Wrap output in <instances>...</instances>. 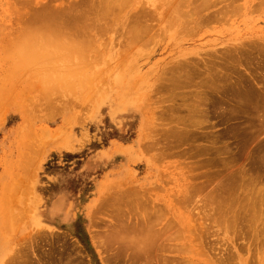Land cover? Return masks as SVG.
<instances>
[{
  "label": "rangeland",
  "instance_id": "1",
  "mask_svg": "<svg viewBox=\"0 0 264 264\" xmlns=\"http://www.w3.org/2000/svg\"><path fill=\"white\" fill-rule=\"evenodd\" d=\"M12 1L13 0H0V87L2 88L4 87L3 85L6 84V87L11 88L5 96V93H3L5 91L0 88L4 96H0V186H2V190H0L3 192L6 190L5 186L9 187L6 192H4L6 196L0 197V210L3 208L1 211H5L4 214H6V212L11 213V210H13L15 213L12 212V214L15 215L19 212H17V209L19 208L22 211L21 213H23V219H25L23 222L18 223L19 221L17 220V222L15 220V216H13V221L9 222V226H5H8L9 228L5 229L1 224L3 220V213H0V225L3 227V229L0 228V264L10 263L11 259L13 260V257H16L15 259L17 263L13 260L10 264H20V256L22 255L25 256L28 264L31 260L33 264H117L118 262L114 260L113 256L116 253V250H113L114 248L112 251H110V249L106 250L105 247L98 248L95 243V238L99 239V234H103V232L109 229H107V225L110 223V218H107L109 215L108 211L103 209L94 211V206L100 203L99 200H101V202L104 200L102 199V197L105 198L104 195L108 197L109 195H112L113 199V197H115L114 195H118V193L121 192L119 189L132 191V189L136 187V189H140L141 192H144L145 189L142 190V188L149 186L152 187L153 191L149 192L147 190L148 192H145L148 193L147 195L152 193L153 195L155 194V196L152 197L153 195L151 194L152 196L150 195L146 197H150L148 199H150L151 202L160 200L158 202L163 206L166 203L164 207L165 210H167L166 213H171L169 214L170 216L168 214H162V218L163 216L166 217L163 219L160 218V213H163L164 211V209L161 211L162 208L160 206L161 209H158L160 210L158 212L159 215L156 213L158 216L157 219L160 218L157 220L158 222L155 226L158 229L161 226H165H163V224H165L164 221L167 225L171 224L169 223L170 221H167L172 216V220L178 221L175 218V214H178V212H176L177 208H173L178 207L179 205L175 202H178V200L181 199L178 195H184L185 193L192 194L195 191H193V188H197V185L198 188L203 187L204 192L207 185H209L210 189L215 185L217 186L218 182L221 183L222 181L217 179V183L215 182L214 184L213 182L214 185H210L208 182L213 180L209 177L214 176L216 171L222 170L221 168H223V166L221 164L206 165L204 161H207L208 159L205 160L207 158L205 156L184 159L185 157H180L175 153L181 149L182 150L179 152L187 151L189 154L198 152L194 146L200 145L201 142H203L200 140L194 142L191 141L179 148H174L172 152L175 155L169 156L159 162H154L155 164L153 163V160L149 158V156L151 157L152 154H155L156 152L152 149L155 151L153 153L150 148H147V145L151 142V138L159 139L157 136L162 138V134L167 129V125H174L170 124L169 121V124L166 123L167 118L162 115L164 109L166 107L173 106V104L174 106H183L184 101H182V98L187 96L191 97L192 93L196 90L195 87L189 86L188 88H185V93H180L181 95L178 93L177 98H174L172 101H168L167 98H169V94H171V88L166 89L163 83L166 82V77L171 75L169 72L171 69L170 66L177 63L174 61H182L185 58H193L195 60V58L202 57L199 59L203 60L204 57L205 60L207 56L212 55L210 54L211 52L214 51L215 55H218L219 52L222 54V50L220 49L223 48L225 50L227 46H229L230 49V46L231 48L233 45L236 47L239 43L240 45L236 48H241V43L256 46L262 44L263 47L264 3L260 2L262 6H259L260 4L258 3V0H252V3H250V0L249 2L244 0L241 2L242 4L237 5L240 8L231 11L229 14L227 13L228 16L225 15L226 18H221V20H217L219 19L217 18L214 21L211 19L209 20L211 22L208 21V23H205L204 25L202 24V26L199 25V27L196 28L190 26L193 27L190 31L187 28L186 32L179 31L181 33H177L175 31L166 32L165 29H161L159 27L158 20H155L148 23L151 27H154L155 30L150 38L146 37L145 39L137 41L130 40V36H132L131 30L135 27V25L130 23L128 26H125L127 21L123 20V22L118 19V24L121 21L123 23L121 22L120 25H115L108 29L101 39H99V41L101 40L99 43L101 44L103 50V53L99 55L100 60L94 57L95 54H92L93 56L90 55L91 59L93 58V60L96 59L101 62L97 65V69L93 68V70L88 69L82 72L90 66V63L88 64V62H90L91 59L88 61L87 55V58L85 56L82 59L83 61H81V65L82 63H85L84 66L79 64L81 68L84 67L82 68L83 70L81 71V69H79L81 72L77 70L79 72L78 73L74 69V72L77 73L75 74V79L76 75L78 77L81 73L79 76L81 80L79 81V78L77 79L79 82H82L83 77H86L84 78V82H82L83 86L81 85V87L79 86L78 81L76 85L73 83L74 75L73 77L70 76L71 79L69 77L70 72L73 71L70 70V72H68L70 64H68L67 68V64L65 62H70V57L71 59L75 58H72V56L68 58L69 60L65 59L63 63L65 64L66 69H68L67 73L69 74L65 72L66 76L68 75L67 79L62 76V72L65 71L64 65L62 64L63 67H61V64H56L55 62L58 57L54 59V61H50L47 58L45 60L37 59V63L35 60V62L33 61L34 64H38L39 61L41 63L40 65L46 62L51 69H55V72L51 69L50 70L52 73L54 72L55 75L57 73L58 76H56L60 80V82L57 80L58 84H56V80V82L53 81V83H51V79L44 78L46 80H41L42 77L47 76L41 73L40 70L43 69L38 68L35 70V68H37L36 64H32L33 67H29L30 70L27 66H25L28 74H30L32 70L31 68L34 69L32 71H35L36 74L32 72L33 75H29V81H24V85H22L23 80L21 82L19 81L22 83L20 84L21 86L18 81L17 84L16 82L14 83V81H16L15 77L17 73L13 76L14 78L9 75L12 80H9V78L8 80L11 82L2 80V78L7 79L5 76L8 71L9 74L10 71L11 74L19 71L18 74L20 75L16 78H19L20 80L23 78V75L28 76L26 72L23 73V71L26 70L23 65L16 69L12 68L11 64L14 60H17V57L23 56L20 53H23L25 56H29L34 47L42 46V43L37 42L35 39L29 40V34L23 36L20 34L22 31L19 32V29L23 26V21L19 19L18 14L25 11L27 8L29 9L26 12H29L31 7H29V5L26 7L24 2L22 4L26 7V9L17 4L16 10L14 7L15 4L11 3ZM41 1L45 2V0ZM240 1L241 0H239L238 3ZM65 2L67 5L69 0L64 1L63 3ZM253 4L256 7H253ZM40 5L42 6V4H32V8L41 7ZM245 5H247V8H244ZM53 6L59 8L60 2H54ZM251 6L253 9H250ZM15 11H19V13ZM133 13L134 11L132 10L129 15ZM16 15L18 16L16 17ZM20 15L22 16L23 14L21 13ZM252 42L253 44H248ZM217 49L219 50L218 54H216L218 51ZM220 54L219 58L216 56L217 59H215V55L213 54L211 56L213 59H210V57L209 60L207 58V61L212 62L210 60H213V62H215L218 59L221 60L222 55L220 58ZM97 56L98 54L96 57ZM247 56L249 57L248 60V57H243V60L246 59V63L247 61L249 62V60L254 62L255 59L257 63V61L259 62L262 58H264L260 57V59L256 56ZM84 58L87 59L86 62ZM252 58L255 59L253 60ZM96 60L92 61V63L95 64H92V67L96 66V62H98ZM42 61L44 62L42 63ZM72 61L71 64H74ZM74 61H76V58ZM216 62L217 64H220V61L219 63L218 61ZM6 64H8V68L5 66ZM74 65H71L70 69H72V67L76 68V66L80 67L79 65ZM6 68L13 69V71H7ZM22 69L24 70L22 71ZM94 69L98 70L96 74H94L96 72ZM50 70L45 69V73ZM21 71L22 73H20ZM37 71H40V73ZM86 71L88 72L87 74L85 73ZM259 72L260 70H258V73ZM52 73L49 72L47 75L49 76ZM83 74L86 76L81 77ZM260 76V74L257 75L259 79ZM50 77L52 78L53 76L51 75L48 78ZM57 77H55V79H58ZM27 78L25 80H28ZM39 79L42 82L39 81ZM68 79L73 81L70 82ZM1 80L5 83L3 84ZM47 82H49L48 86L51 85L52 87L50 86L47 88ZM1 83L3 85H1ZM25 83L27 84L25 85ZM27 86L30 89L28 88L24 91ZM6 87H4V89ZM258 88H260V86ZM44 89H49V93L51 91L50 94H46L45 92L49 98L48 96H44V92H41L47 91ZM182 90L184 89L179 91ZM53 91L55 93H53ZM192 100L193 99H189L188 102ZM176 114L177 113L174 112L173 116ZM151 115H154V117ZM219 116L213 117L212 119V123L216 124L218 122V125L212 129V132L215 135L225 132L227 129L234 126V124L238 123V120H230L222 124V122L219 121ZM44 132L51 133L54 135V138H50L52 140L46 138L47 133L45 134ZM141 133H145L148 137L145 136V139H140L143 138L142 135H144H141ZM224 143L234 152L238 151V146H236L238 144V139H235L231 134L226 135ZM144 145L145 148L143 147ZM219 146H222L221 148H223L222 144L217 145V147ZM225 157L227 156L225 155ZM146 161L150 163H147ZM196 163L204 164L193 169L194 171L190 173L188 171L189 169L184 167L187 164L192 165ZM241 166H244L245 169L250 168V159L246 157L239 158L233 170ZM8 170L9 172L10 170L12 171L9 173L7 172ZM187 176H191L193 179L189 178L186 180ZM195 178L198 179L196 180ZM245 182L247 185L242 182V184L244 183L245 185H242L243 190L242 186L241 188H237L240 186L236 187L238 190L240 189L242 191H236L237 189L234 190L233 188L231 192L234 193L235 196H232V193H228L229 195L226 196V199L230 201L234 197L244 199L249 196L257 197L259 195L257 191L260 190V187L262 193L264 192V189H262L264 186H257L258 188L256 187V189L259 190L256 191L252 186L251 189L247 181ZM198 183H201L200 186ZM224 183H227L228 186V181ZM188 185L189 187L191 185L192 187L193 185L196 187L188 188ZM184 189H187L183 191L184 194H182V192L179 193ZM245 189L248 191L246 192ZM118 190L120 192H117ZM250 190H252V192L254 190L253 193H257V196L252 195V192V194L249 193ZM137 191H134V193ZM146 193L141 194L144 195ZM236 193H238V196ZM122 194L123 193L119 195ZM261 194L259 195L260 198L263 196ZM198 197L199 196H192L193 199ZM199 198L200 199H196L197 202L195 206L191 208L190 213L193 215L192 222H195V224H191L194 225L199 232H201L200 228H202V226L201 223L199 224L198 222L202 220L198 219L196 224L198 215H200V217H204V213H198L200 211V207L202 206L201 199L203 196H200ZM217 199L218 201L220 200L219 197H217ZM17 202H19V204H16ZM158 202L156 203L158 204ZM174 202L175 204L171 206L170 203ZM5 204L7 205L3 206ZM157 204L155 207L157 206L159 208ZM11 205L16 208L11 207ZM4 209L8 210L6 211ZM208 209L211 210L212 208ZM155 210L158 211L157 208H155ZM209 210H207V212ZM9 213L6 214L8 215L7 217H3L7 221L11 220H8V217L10 216ZM18 215L19 214H17L16 217ZM22 216L20 217V220H22ZM93 218L97 221L95 225L92 223V221H94ZM160 220H162V222H160ZM182 221L183 220H181L179 229L178 225L175 226L178 230L185 229L184 227L188 224L186 221L185 223ZM159 222L162 225H159ZM203 222L204 221H202V223ZM208 222L209 221H206L207 224ZM260 222L259 225L261 224V226H263V223ZM10 223H13V225ZM157 224L159 226H157ZM209 224L207 229L211 233L209 230ZM16 225L18 227H16ZM259 225L257 224L256 226L257 230L255 235L252 233V236H254L252 239L254 240H250L252 237L251 234H249L250 238L246 236L250 233L248 232L246 234L247 227L241 230V232L246 234H244L245 237H248L249 243H247L248 241L242 235L243 233L240 234L239 231H237V233L242 235V239H240L241 237L239 234H236L235 237H237V239L235 240V237L231 236L233 230L230 231L229 235L226 233V236H228L229 239L228 237L225 238V231L222 229L223 238L226 239L231 246L228 243L225 245L226 240L224 239H222V241L224 240L223 242H219L217 240L219 237H222V231L215 229L220 231L219 235V233H216L218 231L215 232V230H213V227H215L213 226L212 230L218 235V237L211 234L212 236L214 235L212 237L209 234L211 236L210 237L208 235L209 239L207 237L209 240V243H207L209 245L205 242L206 240L204 238L203 239L205 241L202 239V245H204L205 242L204 250L206 247L208 249L211 248V251L213 250L212 252L210 250H205V252L209 254V263L211 262L212 257H217L212 258V262L214 264L222 263V261L224 262L226 258L227 260L222 264H264V238L262 240L261 237H264V228L260 231L259 229L262 227ZM11 226H14L12 227L13 229L10 228ZM187 227L189 228L188 225ZM175 229L176 228H173L174 231H170L171 233L169 232L171 236L173 235V238L174 234L178 233V230H176V233H173L175 232ZM203 229H201V234L205 233L203 232ZM4 231L7 235L4 234ZM186 231H188V229ZM94 233H96L95 238L93 237ZM185 233L186 232L184 230L182 235ZM189 234L193 233H187V235ZM256 234L258 236H256ZM185 235L182 236V238H186L187 235ZM7 236L12 237L8 238ZM39 236L40 238L43 236V238H41L42 242L39 239ZM189 236L187 238L190 239L191 237ZM6 237L8 238L7 240ZM259 237H261V239L258 241ZM182 238H180L179 241H174L176 240L174 238L173 241H170V244H176L178 247L177 249H181L183 252L180 251L182 253H176V251H173L174 253H166L165 255L168 258L169 256L170 258L172 257V260L173 257L174 259L175 257L176 259L178 257V259L181 258L184 261L190 260L193 264L206 263L203 260L205 258L202 259V256L197 255V252L195 251L197 249V246H195L196 242L194 241V243L191 244V241L189 242L187 238H184L185 240ZM210 239L212 241L215 239L218 242L214 241L216 245L210 247L212 245L210 244ZM230 239H234L233 242ZM33 240H37L34 242V245H32L33 242H31ZM256 240L257 243L255 242ZM162 242H164L163 239L161 243ZM253 242L256 243V246H254ZM197 244L199 245V241ZM206 244L210 248L206 246ZM229 248H232L230 249V252H233L232 255L230 254L231 257L227 255L230 253L228 252ZM186 251L190 253L193 251L192 255L194 256H190V253H187ZM255 251L259 252L256 253ZM29 253H33V256L31 255L33 259L31 260L29 258ZM226 255L228 257H226ZM200 257L201 260L197 259ZM221 258H224V260L222 259L221 261ZM218 259H220L221 262L215 263ZM81 261H84V263ZM123 264H125V261H123Z\"/></svg>",
  "mask_w": 264,
  "mask_h": 264
},
{
  "label": "bare ground",
  "instance_id": "2",
  "mask_svg": "<svg viewBox=\"0 0 264 264\" xmlns=\"http://www.w3.org/2000/svg\"><path fill=\"white\" fill-rule=\"evenodd\" d=\"M21 1H23V2H21ZM57 1L60 2L59 8H56L53 6L54 2H57ZM64 1H67V0H45V2H42L41 0H13L11 2L12 4H15L14 7L16 10H17V8H16L17 4L20 6H23L22 3H24V2H25L24 5L26 7H28V5H29V7H31L30 8L31 10H29V12H26V11H28L29 8L26 9V7L23 6L26 10L22 11V12H21L22 9L20 10V12L23 14L22 16L20 15L21 13H19V11L18 12L15 11V12L19 13L18 14L19 16L16 15V17L18 16L19 19L23 21V26L19 29V32L22 31L20 34H22L23 36H26L29 34L30 35L29 40L35 39V40H37V42L42 43V46L34 47L31 50V53L29 56H25L23 53H20L23 56L17 57L16 58L17 60H14L12 62V64H11L12 68L17 69L19 66L21 67V65H23V67L27 66L28 69L30 70L29 67H33V65H35L37 63V61H36L37 59H44L45 60L47 58L50 61L51 60L54 61V59H56L57 57L58 58L55 61L56 64L62 65L64 63L65 59H68L70 56H72V58H74V57L76 58V61H74L75 58L71 59V57H70L69 59L71 61L73 60L72 63H74L75 65L71 64V61L70 62L68 61L69 59L66 60V61H68V62H65L67 64L66 65L67 68H68V64H70L69 68H68L69 71H68V69H66L65 64H63L65 71L62 72L63 73L62 76H64V78L66 77L65 79H67V77H68V75L66 76L67 71L68 72H70V70L73 71V72H70L71 75L69 73H67V74H69V77L70 76L73 77V75H74V82L73 83L76 85L77 81L81 80V78L79 77L81 75V73L79 74L78 77L76 75V79H75V74H77V73L74 71L78 70L79 72H81L83 70L82 68H84V67L81 68V66H84V64H85V63L84 64L82 63V65H81V61H83L82 60L83 57H85L87 55L88 58H87V56H86V58L89 61L91 59V56H93L92 54H95L94 57L96 59L100 60L99 55L103 53V50H102L101 44L99 43L101 40L99 41V39H101V37L106 33V31L108 29L112 28L115 25L116 26L120 25V23L123 20L127 21V23H125V26H128L130 23H133L135 25V27L131 30L132 36H130V40L131 41H134V40L137 41L140 39H145L146 37L150 38V36L154 33V31H155L154 27H151L148 24L149 22L158 20L159 27L161 29H165L166 32H168V31H175L177 33H181L183 31L186 32L187 29L190 31L193 29V27L196 28V27H199V25L202 26V24L204 25L205 23H208V21L211 19L214 21L217 18H219L217 20H221V18H223V19L226 18L225 15H227V13L229 14L231 11L237 10V8L239 9L240 7L237 5L242 4L241 2L244 0H241L239 3H238L239 0H146V1L145 0H69L67 5H66V2L63 3ZM247 1L249 2V0H247ZM251 1L252 0H250V3H252ZM254 1H256V0H254ZM260 2L264 3V1L258 0L259 4H260ZM258 3H257V5H258ZM32 4H42V6L40 5L41 7L32 8ZM243 4H244V2H243ZM240 6H242V5H240ZM259 6H262V4H260ZM245 7L247 8V5H245L244 8ZM253 7H256V6H254V4H253ZM253 7L251 6L250 9H253ZM250 9H249V11H250ZM132 10L134 11V13L129 15ZM122 15H124V16H122ZM118 19L122 20L119 24L117 23ZM209 22H211V21H209ZM190 26H193V27H190ZM179 31H181V32H179ZM254 43H256V42H254ZM244 44L245 43H243V44L241 43V48L240 47L236 48L237 46L240 45V43L237 44L236 47L233 45L234 47L232 46V48H231V46H230V49H229V46H227V48L225 50L222 48V49H220V50H222L221 51L222 54H220L219 50L217 49L218 51L216 52V54H218V52H219L220 58L222 55L221 60L220 59L216 60V61H218V63L220 61V64H217V62L215 61V59L219 58V54L215 55L214 51L211 53L209 52V53L212 55L213 54L215 55L214 61L216 63L213 62V60H210L212 62L207 61V58L209 60V58L212 56V55L210 56L209 54H207L209 56H207V58L205 59L206 61L204 60V57H203V60L199 59L202 57H199V58H195V60L193 58H192L193 60L191 58H189V59L185 58L183 60L181 59L182 61H180V60L174 61L177 63L172 62L175 65L172 64L170 66L171 69L169 68L170 71L168 70L171 75L167 76L165 79L166 82L163 83L164 87L166 89L171 88L170 89L171 94H169V98H167L168 101H172L174 98H177L178 93L179 94L185 93L184 92L185 88H188L189 86L195 87L196 90L194 91V93H192L191 97L187 96V97L182 98V101H184L183 106H181V105L174 106V104H173V106L166 107L164 109V111L162 112V115L165 118H167L166 123L169 124V122H170V124H174V125H167V129L166 130L164 129L165 132H163L162 138L160 136H157V135H155V136L159 137V139L157 137H155L157 139L151 138V142L149 145H147L148 146L147 148H150L151 150L153 149L156 152L152 150L153 153L155 152V154H152V156L151 157L149 156V158L153 160V163L159 162L165 158H168L169 156L175 155L172 152V150L174 148H179L182 145L187 144L191 141L194 142V141L200 140V141H203V142H201V144H203V145L200 144V145L194 146L198 152H193L190 154L187 151L186 152H183V151L179 152L182 150L181 149L175 153L180 157H185L184 159L195 158L198 156H205V157H207L205 160L208 159L207 161H204L206 165L221 164L223 166V168H221L222 170L216 171L214 176L209 177L215 181L210 180L208 182L211 185V184H213V182H214V184H215V182L217 183V179L222 180V181H221V183L218 182L217 186L216 185L214 186L215 188L211 187L209 189V185H207V187L204 191L205 194L203 192V187L198 188L197 184H195V185H197V188H193V187H196L194 185H193V187H192V185L190 187L188 185V188L192 187L193 191L195 190L192 194L191 193L190 194L189 193H185V194L183 193V191L187 190L188 188L181 190V191L179 190L180 191L179 193L182 192V194H184V195H181V194H180L181 196L178 195V197L179 198L181 197V199H179V200L176 199V200H178V202L177 201H175V202H176V204L178 203L179 205H178V207H173L175 209L177 208L176 212H178V214H175L176 215L175 216L174 213L171 211L178 221L172 220V218H173V216H172L167 221V222L170 221L169 223H171V224L167 225V223L164 221L165 224H163V226L164 225L165 226L164 227L161 226L158 229L155 227L156 223L158 222L157 220L162 218L161 217L162 214L165 215L168 213H166L167 210H165V208H164L166 203L163 206L162 204L161 205L159 204L158 201H160V200L156 201V202H158V204H157L156 202H151V200L148 199L150 197H146V196H150L152 193L147 195L148 193H146L145 191H147V190L149 192L153 191L152 187H150V186L146 187L147 189L142 188V190L145 189L144 192H141L140 189H139L140 190L139 191L138 189H136V187L133 188L132 191H129L126 189L127 192H126V190L119 189L121 192L118 190L117 192H120V193H118V195H114L115 197H113V199H112V195H109V197L104 195L105 198L102 197V199H104V200L102 202H101V200H99L100 203L98 205L96 204L94 206V211H98L100 209L108 211L109 215L107 218H110V221H109L110 223L107 225V229L108 228L109 229L106 230L105 232H103V234H101V233L99 234L100 240L98 238H95L96 233H94L93 237L96 240L95 243H96V246H98V248H104L105 247L106 250L110 249V251H112L113 248H114L113 250H116L115 251L116 253L115 254L113 253L114 255L113 254L112 255L114 256V260L117 261L118 263L123 264V261H125V264L126 263H128V264H193V262L190 260L184 261L181 258H179L182 260L181 261L177 257V259L179 261H181V262H179L176 259V257H175L176 260L174 259V257L172 260V257L170 258V256H169V258H168L165 255L166 253H172L173 251L174 252L176 251V253H182L183 250H181V249L178 250L177 249L178 247L176 246V244L172 245L173 243L170 244V241H173L174 238L176 239L174 241H179L180 238H182V236H184L185 234L187 235V233H193V234H189L191 236L185 235L186 238L188 236L191 237L190 239L187 238L189 240V242L191 241V244L194 243V241L196 242L195 246H197L196 247L197 249L195 251L197 252V255L202 256V259L205 258L203 260L206 263H203V264H212L213 263L212 258H217V257H212L211 258L212 263L211 262L209 263V261H210L209 254L206 253L205 250L211 251L210 247H212L213 245H216V243L214 241L218 240L219 242L220 241L223 242L224 240H226L222 236L223 231H225V233H224L225 238L228 237V236H226V233H228V235H229L230 231H232V230H233L232 235H231L232 237H235L236 234L237 235L239 234V233H237V231H239L240 234L243 233L242 235L244 237L248 232H250V233H248V235H246L249 237V234H251V236H252V233H253V235H255L256 230H257L256 226H257V224L259 225L260 221H261L260 223H263L262 224L263 226H261V224H260L259 226H261L262 228L261 229L258 228V229L261 231L264 228V198H263L264 192L262 193L261 187L259 188L260 190L256 189L257 186L258 187L264 186V184H263L264 183L263 182L264 181V58H262V59L260 58V57H264V46L262 47V44H260V43L259 44L261 46L260 45L259 46L246 45V44L244 46ZM248 44H253V42L248 43ZM227 49H229V50H227ZM97 54H98V56H97L98 58L96 57ZM246 54L249 56L259 57L261 60L258 58L257 59L260 60L262 63L260 61L259 62L257 61V63H256L255 58H254L255 59L254 62H252V60H249V62L247 61V63H246L245 62L246 59L243 60L244 59L243 57H245V56L248 57ZM216 56H217V58H216ZM60 58H63V59H60ZM86 58H84L85 62L87 60ZM96 59H94V60H96ZM210 59H213V58L211 57ZM248 59H249V57L247 58V60ZM250 59H251V57H250ZM34 60L36 61L35 64H34V62H35ZM94 60L92 58L90 62H88V61L87 62H88V64L90 63V66H91L92 64H94V63H92V61H94ZM57 61H58V63H57ZM96 61H98V60H96ZM43 62L44 61H42V63ZM76 62H77V64H76ZM99 62L100 61L96 62V66H94L95 64L93 65L94 67L91 66V68H90V66H89V68L84 69L82 72H84L85 70H88V69H91V70H93V68L97 69V65L101 63V62L100 63ZM28 64H30V65H28ZM40 64L41 63L38 61V64H36L37 68H35V70H37L38 68L43 69V70H40L41 73H43V75L45 74L47 76V77H42L41 80H46L44 78L51 79V81H52L51 83H53V81L56 82L57 80H59V78L57 77L58 76L57 73H56L57 76L54 73L55 69L54 70L51 69L50 66L46 62H44L42 65H40ZM11 65H9V66H11ZM63 65L61 67H63ZM71 65H74V66L79 65L80 67H78V66H76V68L72 67V69H73L72 70V69H70ZM5 66L8 68V64H6ZM38 66H41V67H38ZM44 66H45V68H44ZM85 66H88V65H85ZM24 69H22V71ZM31 69L34 70L33 68H31ZM45 69L46 70L51 69L52 71H54L53 73L51 70L46 71L48 74H49V72L52 73L49 76L52 75L54 77V78L52 77L53 79L51 77L48 78L49 76L47 75V73H45ZM79 69H81V71ZM8 70L13 71V69H7V71ZM29 70H28V72H29ZM32 70H31L30 74H32V75H33V73L36 74V72L32 71ZM59 70H62V69H59ZM248 70H249V72H248ZM258 70H260L259 73H258ZM22 71L20 73H22ZM40 71L39 72L37 71V72L40 73ZM95 71H94L95 72L94 74H96L98 70H95ZM18 72L19 71H16L15 73L12 72L14 74H11V71H10V74H9V71H8L7 75L5 76L7 79L2 78V80L3 81L7 80L8 82H11V81H9V80H12L10 77L15 76L16 73H17L16 77H19L20 74H18ZM24 72H26V74H28L27 68L25 71H23V73ZM56 72H58V71H56ZM92 72H90V73H92ZM253 72L256 74H254ZM85 73L87 74L88 72L86 71ZM30 74H28V76L23 75V78H21V80L19 78L15 77L16 81H14V83L16 82V84H17V81L21 82L23 80V84L19 82V85L20 84L24 85V81L25 82L29 81V75ZM258 74L261 75L260 79L257 77ZM9 75H10V77H9ZM83 76H86V75L83 74L81 77H83ZM21 77H22V75H21ZM25 77L26 78L28 77L27 78L28 80H25L26 79ZM55 77H57L58 79H55ZM8 78H9V80H8ZM84 78H86V77H83L82 82H84ZM70 79H71V77H70ZM2 80H1V82L4 84L5 82H3ZM41 80L39 79V81H41ZM48 81H50V80H48ZM69 81H67V82H69ZM71 81H73V80H71ZM79 81H78V84H79V86H81L82 82H79ZM59 82H60V80H59ZM2 83H1V85H3ZM43 83H44V81H43ZM48 83L49 82H47L46 87L48 86ZM7 84H9V83H7ZM26 84L27 83H25V85ZM30 84H31V82H30ZM56 84H58V81L56 82ZM53 85L56 86L55 84H53ZM3 86L6 87V84H4ZM50 86L51 85H49L47 88H49ZM259 86H260V88H258ZM4 87H2V88L0 87V88L3 91H5V92H3V93H5L4 94V96H5V95H7L9 89L11 90V88L6 87L5 89H7V90H5ZM28 88L29 87L27 86L24 89V91L27 90ZM30 88H31V85H30ZM1 89H0V92H1ZM181 89H184V90L179 91ZM44 90H47V89H44ZM48 90L47 91H41V92H44V94H45V92H46V94H50L51 91L49 93ZM51 90H56V89H51ZM1 93H0V96L4 97L3 93L2 94ZM53 93H55V92L53 91ZM46 94L44 96H48ZM48 98H49V96H48ZM189 99H193V100L188 102ZM174 112H176L177 114L173 116ZM151 116L154 117V115H151ZM217 116L220 117L219 121H221L222 124H224L225 122H228L230 120H238V123L234 124V126L230 127L225 132H222V133L215 135V134H213L212 129H214L218 125V122L216 124H214V123H212L213 122L212 119H213V117H217ZM44 133L46 134L47 132H44ZM47 134H46V138H49V139L54 138V135H52L51 133L48 132ZM142 134H144V135H142ZM228 134H231L235 139H238V144L236 145V146H238V151L234 152L230 147L225 145L224 139L226 138V135H228ZM141 135L143 138H140V139H145L146 134L141 133ZM146 137H148V135ZM152 139H153V141H152ZM50 140H52V139H50ZM219 144H222L223 148H221L222 146L217 147V145H219ZM143 147L145 148V145ZM225 155L227 157H225ZM208 156H209V158H208ZM241 157H243V158L246 157V158L250 159V168L245 169L244 166H241V167L233 170L235 168L236 162ZM147 163H150V162H147ZM203 164L204 163H198V164L196 163V164H192V165L187 164L184 167L185 168L187 167L189 169L188 171L190 173V172L194 171L193 169H195L199 166H202ZM11 171L12 170H10V172ZM7 172H9V170ZM189 178L193 179L191 176H187L186 180ZM195 179L197 180L198 178H195ZM227 181H228V186H227V183H224ZM240 181H241V183H240ZM245 181L248 182L250 187L252 186L253 189L255 188L256 191L259 190L257 192L259 193V195L262 193L261 195H263V196H261V198H260L259 195L257 196V193L256 194L253 193L254 190H253V192H252V190H250L249 193L252 192L253 194L252 193L251 194L256 195L257 197H254V196L250 197L249 196V197H246L245 199L240 198V197H234V198H232V200L228 201L226 199V196H228L229 194L232 193L231 191L233 190V188H234V190H236L237 188H241V186L244 185V183H245V185H247V183ZM229 182H230V184H229ZM242 182H244V183L242 184ZM201 183H198L199 186ZM231 183H233V184H231ZM0 184H1V182H0ZM237 186H240V187H237ZM1 187L2 186H0V189H1ZM5 187H6V190L9 188L8 186H5ZM252 187H251V189H252ZM150 188H151V190H150ZM262 189H264V188L262 187ZM1 190H0V197L6 196L4 194V192H6V190L3 192H1ZM11 190H10V193H11ZM133 190L134 191L138 190L137 192L139 194L137 192L134 193ZM242 190H243V186H242ZM242 190L237 189L236 191H242ZM247 191L248 190H246V192ZM131 192H133V193H131ZM140 192L146 193V194L142 195ZM121 193H123V194L119 195ZM201 194H203V195H201ZM231 195L233 196L234 193H232ZM236 195L238 196V193H236ZM154 196H155V194L152 197H154ZM192 196H194V197H196V196L202 197L203 196V198L201 199L202 206L200 207V211L198 213L199 214L204 213L203 214L204 217L203 216L200 217V215H198V218L196 221V224H197L198 219H201L202 221H204L203 223H205V224H203L202 221L198 222L199 224L201 223V226H202V228H200L201 232H202L201 229H203V227H204L203 232H205V233H202V234H201V232H199V230L196 229V227L194 225H192V224H195V222H192L193 215L190 213V210L193 206H195V204L197 202L196 199H200L199 197L193 199ZM217 197H219V199H220L219 201H218ZM175 202L170 203L171 206L173 204H175ZM155 203L159 206V208L157 206L155 207V205H156ZM16 204H19V202H17ZM6 205L7 204H5L3 206H6ZM160 206L162 209L160 208ZM11 207H14V206L11 205ZM4 208H6V207H4ZM14 208H16V207H14ZM155 208H157V210L161 209V211H163V209H164V211H163V213H160V215H159L158 212L160 210L156 211ZM208 208H210V209L212 208L211 209L212 211L209 210ZM11 209H13V208H11ZM18 209H17V212L18 211L19 212L16 213L15 215L12 214V212L15 213L13 210H11V213L6 212V214L9 213V215H10L9 217H11V218L8 217V220L11 219L9 221H7L3 218V217L8 216V215L4 214L5 211L2 212L0 210V213L1 214L3 213V217H2L3 220L1 222V224L3 225V227L5 229L9 228L8 227L9 222L13 221L12 220V218L14 219L13 216H15L16 221L17 220L19 221V222L17 221L18 223L24 221L25 218L23 219V217H24V216H22L23 213H21L22 212L21 209H19V210ZM4 210L7 211L8 209H4ZM171 210H173V209H171ZM203 210H205V211H203ZM207 210H209V211L207 212ZM156 213L159 215V217H160L159 219H157L158 216ZM17 214H19V215L16 217ZM169 214H171V213H169ZM20 215L22 216V220H20L21 219ZM168 215H167V217H168ZM164 217H166V216H163V218ZM262 218H263V222H262ZM93 220L94 221H92V223L95 225V223H97V221L94 218H93ZM181 220H183L184 223L186 221L188 223L187 225L189 226V228L185 224L186 225V226L184 225L185 229L181 228L182 230H178L180 227V224H181ZM206 221H209L208 224L210 223L209 224V228H210L209 230L211 231V233L207 229L208 224L206 223ZM160 222H162V220H160ZM160 222H159V225L161 224ZM6 223H8V224H6ZM10 224L13 225V223H10ZM2 225H0L1 226L0 228L3 229ZM6 225H8V226L5 227ZM159 225L157 224V226H159ZM177 225H178V229H177V227H175ZM213 226H215V227L219 226V227L215 228ZM12 227H14V226H11L10 228L13 229ZM16 227H18V226L16 225ZM245 227H247L246 228L247 232L245 231L246 234L244 232H241V230ZM173 228H176L175 232H173V233H176V230H178V233H180V234H178V233L174 234V238H173V235L171 236L169 234L170 231H174ZM187 229H188V231H186ZM212 229L213 230L218 229L221 231L223 229V231L221 232L222 237H219V239L215 238L217 240L214 239L213 241L210 239L212 242V243L210 242V244H212V245L209 247L208 246L209 245L208 244L209 243V240H208L209 236L211 234H214L215 236L218 237V235L215 234ZM184 230L186 233L182 235ZM218 230H215V232ZM9 231L11 232L10 229H9ZM9 231H8V233H9ZM263 231H264V229H263ZM219 232L220 231H218L216 233H219ZM234 232H235V235H234ZM5 233L6 232L4 231V234ZM257 234H256V236H258ZM5 235H7V234H5ZM219 235H220V233H219ZM242 235H240V237ZM263 235H264V233H263ZM3 237H4V235H3ZM7 237H6V240L9 237L11 238L12 236H9L8 238ZM207 237H208V239H207ZM248 237H245L246 240L248 241L247 243H249ZM261 237L263 240L264 237L263 236H261ZM261 237L258 238V241H259V239H261ZM41 238H43V236ZM41 238L39 236L40 240H41ZM184 238L185 237H183L182 239L185 240L186 238L185 239ZM220 238H221V240H220ZM239 238H238V240H239ZM252 238H254V236H252L250 238V240ZM162 239L164 240V242L161 243ZM202 239L206 243L208 242L207 243L208 245L206 244V246H208L210 249H208L206 247L207 249L205 248V250H204L205 242H204V245H202V242H203ZM222 239H224V240L222 241ZM228 239H229V237H228ZM236 239H237V237H235V240ZM240 239H242V237ZM31 240H32V238H31ZM230 240H232V242H233L234 239H230ZM252 240H254V239H252ZM36 241L35 240L31 241V242H33L32 245H34V242H36ZM198 241H199V245L197 244ZM38 242H39V240H38ZM41 242H42V240H41ZM165 242H167V243H165ZM225 242H226L225 243V245H226L228 242H227V240ZM255 242L257 243V240ZM255 242H253L254 246H256ZM44 243H46V242H44ZM233 244H235V243H233ZM253 244H251V245H253ZM44 246H45V244H44ZM191 247H193V246H191ZM230 249H232V248H229L228 252H230ZM177 250H178V252H177ZM180 251H182V252H180ZM207 252H209V251H207ZM211 252H210V254H211ZM255 252L257 253L259 251H255ZM30 253H29V258L31 260V259H33L32 258L33 253L32 254H30ZM187 253H190V252H187ZM192 253H193V251H191V253L189 255L194 256V255H192ZM230 254L232 255L233 252L232 253L230 252L227 255H229L231 257ZM227 255H226V257H228ZM111 256H110V258H111ZM15 258L16 257H13V260H15V262H16ZM207 258H209V259H207ZM39 259H40V257H39ZM197 259L201 260V257L197 258ZM222 259L224 260V258H221V261H222ZM13 260L11 259L10 263H12ZM20 260H21L20 264H28L27 259L25 258L24 255L20 256ZM111 260H112V258H111ZM226 260H227V258H226ZM37 261H41V260H37ZM221 261H220V259H218V261L216 260L215 263L221 262ZM224 262L222 261V263H224ZM10 263L8 262V264H10ZM30 263L33 264L32 260L29 261V264ZM82 263H84V261ZM222 263H219V264H222ZM78 264H80V263H78ZM194 264H196V263H194Z\"/></svg>",
  "mask_w": 264,
  "mask_h": 264
}]
</instances>
